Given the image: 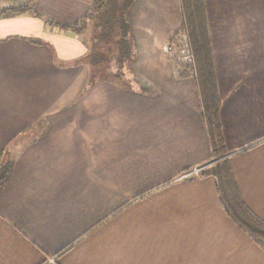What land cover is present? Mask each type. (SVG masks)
<instances>
[{
  "label": "crops",
  "instance_id": "0c3cea01",
  "mask_svg": "<svg viewBox=\"0 0 264 264\" xmlns=\"http://www.w3.org/2000/svg\"><path fill=\"white\" fill-rule=\"evenodd\" d=\"M90 0H0V264H264L229 217L193 78L162 45L179 0H135L127 13L135 82L88 85L90 36L74 24ZM235 184L264 221V0H204ZM36 13H40L39 16ZM178 69V68H177ZM178 74V71L176 72Z\"/></svg>",
  "mask_w": 264,
  "mask_h": 264
},
{
  "label": "trees",
  "instance_id": "16d2710c",
  "mask_svg": "<svg viewBox=\"0 0 264 264\" xmlns=\"http://www.w3.org/2000/svg\"><path fill=\"white\" fill-rule=\"evenodd\" d=\"M135 0H90L87 15L67 25L56 24L75 34L87 32L90 45L84 57L89 67L88 85L110 82L121 88H131L135 82L131 69L134 43L127 13ZM181 20L168 42L180 33L188 37L194 56V67L177 64L178 77L194 79L202 107L211 147L210 168L201 174L216 180V190L231 220L246 231L256 242H264V221L258 218L242 201L229 164V152L222 138L219 121L221 101L217 91L213 57L206 25L204 0H179ZM13 8H0V16L13 12ZM39 16L38 13H36ZM195 71V74H194ZM14 161L0 162V194L12 176Z\"/></svg>",
  "mask_w": 264,
  "mask_h": 264
},
{
  "label": "built area",
  "instance_id": "2783aa9c",
  "mask_svg": "<svg viewBox=\"0 0 264 264\" xmlns=\"http://www.w3.org/2000/svg\"><path fill=\"white\" fill-rule=\"evenodd\" d=\"M176 39H177L176 43H178V45H179V49H178L177 53L173 47L174 43L172 45V43H170L168 41H166L162 45V48H161L162 52L166 56H168L169 58L174 60L175 63L191 65L192 67H194V56H193V52H192L191 46L189 44L187 35L185 33H180ZM194 74H195V71H194ZM202 170H203V168H201V167H193L189 171L183 173L179 177V179L201 178L202 177V174H201Z\"/></svg>",
  "mask_w": 264,
  "mask_h": 264
},
{
  "label": "rangeland",
  "instance_id": "374dc122",
  "mask_svg": "<svg viewBox=\"0 0 264 264\" xmlns=\"http://www.w3.org/2000/svg\"><path fill=\"white\" fill-rule=\"evenodd\" d=\"M40 14V13H39ZM88 35V34H87ZM177 38V37H176ZM176 40L177 39H175L174 41H172V42H170V43H172V45H173V43H174V50L176 51V53L178 52V49H179V45H178V43H176ZM162 51V50H161ZM162 55H163V57L165 58V60L173 67V70H174V75L176 76V77H178V74L176 73L177 72V69L176 68H178L177 67V64L178 63H175L174 62V60H172L171 58H169L168 56H166L163 52H162Z\"/></svg>",
  "mask_w": 264,
  "mask_h": 264
}]
</instances>
